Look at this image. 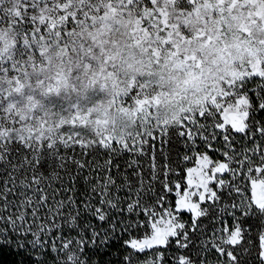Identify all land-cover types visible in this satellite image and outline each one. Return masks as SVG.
<instances>
[{
  "label": "rangeland",
  "instance_id": "rangeland-1",
  "mask_svg": "<svg viewBox=\"0 0 264 264\" xmlns=\"http://www.w3.org/2000/svg\"><path fill=\"white\" fill-rule=\"evenodd\" d=\"M259 72H264V0H0V158L9 159L11 151L26 158L37 155L43 143L84 139L135 150L139 157L140 147L149 143L151 163L142 175L157 185L149 209L160 212L174 204L177 182L186 187V170L197 166V152L214 160L224 159L217 154L225 151L247 149L252 156L256 145L244 134L233 132L231 148L220 129L215 138H202L200 125L211 132L222 116L200 113L212 110L214 100L234 102L246 91L257 108L252 121L264 124ZM256 143L264 145V139ZM162 144L170 146L164 156ZM237 167L235 177L224 178L241 193L229 195L225 188L221 200L203 204L209 211L195 231L191 214L181 215L188 248L177 251L179 237L170 238V247L146 249L150 253L136 256L141 260L136 264L157 252L164 255L157 264L180 253L195 264H220L224 258L212 244L220 242L224 221L241 229L240 242L232 246L239 264H262L260 248L251 241L264 233V216L249 215L251 181L247 168ZM158 197L164 200L157 203ZM139 231L129 240L151 234L147 227Z\"/></svg>",
  "mask_w": 264,
  "mask_h": 264
},
{
  "label": "trees",
  "instance_id": "trees-1",
  "mask_svg": "<svg viewBox=\"0 0 264 264\" xmlns=\"http://www.w3.org/2000/svg\"><path fill=\"white\" fill-rule=\"evenodd\" d=\"M252 79L261 81L257 76H252ZM250 93L254 98L255 93ZM83 141L58 140L52 146L43 143L37 155L23 158L18 151H11L7 153L9 159H0V191L4 190L5 183L11 187L8 174L11 167L22 165L23 172L18 168L15 173L17 181L25 174L29 179L35 175L48 196L55 201H63L67 206L62 210L64 215L57 217L61 226L49 227L43 236L45 247L42 251L30 247L22 251L18 245L27 243L32 237L13 232L10 224L0 221V264H32L33 260L37 264H64L67 249H63V245L69 240L72 241L69 245L73 252L71 254H76L82 264H136L141 261L137 257L150 253H138L125 244L140 232L145 210L149 209L158 191L155 181L142 175L146 173L144 168L151 163L149 143L145 142L140 147L141 154L136 157L135 150L129 152L100 143L94 146L88 140ZM167 147L170 148L168 144ZM166 148L162 144L161 156L168 153ZM217 156L223 157L221 154ZM137 158H140V164L132 160ZM102 190L106 193L104 199L112 200L115 207L100 203ZM137 192L140 193L139 197ZM12 198L9 196V199ZM2 203L0 201V205ZM86 205L104 210L105 221H99ZM129 205H133L131 211ZM94 232L97 235L94 236ZM102 240L105 242L101 243ZM251 242L260 248L255 237ZM201 244L199 242L198 245ZM160 249L164 251L166 248Z\"/></svg>",
  "mask_w": 264,
  "mask_h": 264
},
{
  "label": "snow or ice",
  "instance_id": "snow-or-ice-1",
  "mask_svg": "<svg viewBox=\"0 0 264 264\" xmlns=\"http://www.w3.org/2000/svg\"><path fill=\"white\" fill-rule=\"evenodd\" d=\"M257 75L264 79V72H259ZM261 88L264 90V85H261ZM259 100L258 108L264 110V96H259ZM213 105L212 110H209L206 114L201 112L200 116L215 117L219 113L222 116V122L217 121L211 125V132H209V126L200 125L204 129L200 133L201 137L206 141L209 138H215L217 135L215 129H220L219 134L222 135L227 147L231 148L233 146V132L244 134L250 137L252 143L256 145L255 148L251 149L252 156L246 155L247 149L245 152L232 151L229 153L225 151L222 154L224 159L214 160L208 154L197 152L195 161L197 166L189 167L186 170V187L182 188L179 182L175 184L174 204L169 203L160 212L155 209L145 210L148 219L141 222L140 226L149 228L151 234L145 235L143 239H131L125 242L129 248L136 250V252L144 253L146 249L154 246L170 247V238L178 237L179 239L175 240L177 251L188 248L191 241L189 240L186 224L180 218L181 215L184 213L191 214L192 230L195 231L197 220L202 216H206L209 211L207 207H202L203 204L209 201L216 203L221 200L225 188H227L229 195L233 192L241 193L243 190L238 185H230L224 178L225 173L235 177L241 170L237 165L247 168L248 175L246 179L251 181L252 197L248 205L249 214L255 215L258 212L261 216H264V145L256 143L257 140L264 139V124L259 121L253 122L251 119L257 111L256 105L250 100L246 91L236 95L234 102L228 101L225 103L224 101L214 100ZM188 121L195 124L196 118H188ZM253 123H255V127ZM180 135L184 136L185 133L181 132ZM188 138L195 143L196 138L191 131L188 133ZM258 149L260 150L259 163L255 159ZM187 158L185 157V159ZM245 161H247V164H245ZM18 168L23 172L22 165L12 166L11 172L8 173L11 187L9 183H5L4 190L0 191V201L3 202L0 205V221L10 224L13 232L22 234L24 237H32L27 243L18 245L22 251H27L29 247L33 250L40 248L42 251L45 247L43 236L47 233L49 227L58 228L61 226L57 217L64 215L62 210L67 206L63 201H55L53 197L48 196L39 183L37 176L34 175L29 179L25 174L21 180L17 181L14 177H16L15 173ZM241 179L243 180L245 177H241ZM33 184H35V187H33ZM216 189L220 191L218 192ZM168 191L171 192L173 189L169 188ZM100 195L102 205L116 206L112 200L104 199L106 193L103 190ZM9 196L13 198L9 199ZM137 196H140L139 192H137ZM50 200L53 202L49 203ZM163 200L164 197H158L157 203H161ZM137 202L139 203V200ZM253 205L255 210H253ZM86 207H89V210L99 221H105L106 214L104 210L101 208L92 209L90 205H86ZM132 207L133 205H129L130 211ZM232 207H235V205H232ZM72 220H75V217H72ZM50 221L56 222L50 223ZM219 232L218 239L220 242L213 243L212 247L215 252L224 258L220 264H239L232 246L240 242L241 229L238 226L229 227L228 222L224 221ZM224 233H227V235H224ZM95 235L97 234L94 232ZM4 239L7 240L8 238L5 236ZM215 239L217 237L214 236ZM104 242L101 241V243ZM70 244H72V241L69 240L63 245V249H67V258L64 264H82L76 254H71L73 252L69 247ZM259 247V256L262 264H264V233L259 236ZM126 259L129 258L126 257ZM163 260V253L157 252L155 258L144 261V264H157L158 261ZM32 264H37V262L33 260ZM167 264H195V262L189 256L180 253L179 255H173L172 260L168 261Z\"/></svg>",
  "mask_w": 264,
  "mask_h": 264
}]
</instances>
